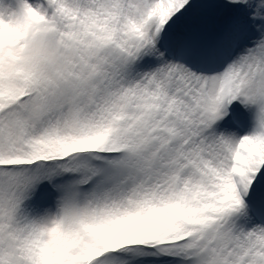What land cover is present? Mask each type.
Returning <instances> with one entry per match:
<instances>
[{"label":"snow or ice","instance_id":"6c2138e0","mask_svg":"<svg viewBox=\"0 0 264 264\" xmlns=\"http://www.w3.org/2000/svg\"><path fill=\"white\" fill-rule=\"evenodd\" d=\"M0 264H264V0H0Z\"/></svg>","mask_w":264,"mask_h":264}]
</instances>
